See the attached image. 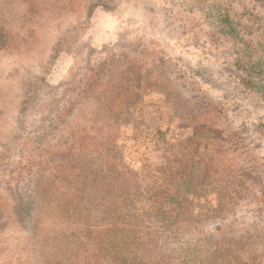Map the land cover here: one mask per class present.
<instances>
[{"label": "rangeland", "instance_id": "374dc122", "mask_svg": "<svg viewBox=\"0 0 264 264\" xmlns=\"http://www.w3.org/2000/svg\"><path fill=\"white\" fill-rule=\"evenodd\" d=\"M99 62L97 92L64 105L72 110L55 132L32 140L44 109L64 104L67 88L79 93L83 68ZM194 124L215 133L202 151L215 158L211 167L226 169L227 188L220 208L211 189L221 187L212 184L218 175L189 198L195 214L204 206L201 225L178 233L163 256L183 264L184 240L212 233L206 264H250L254 255L264 264V0H0V264L80 262L64 240L89 225L65 218L66 192L88 166L146 171L165 158L184 162L199 143L189 139ZM23 145L36 171L58 184L20 223L10 185L26 162ZM253 208L262 214L256 222ZM112 242L102 243L107 255ZM145 254L153 264L156 253Z\"/></svg>", "mask_w": 264, "mask_h": 264}, {"label": "trees", "instance_id": "16d2710c", "mask_svg": "<svg viewBox=\"0 0 264 264\" xmlns=\"http://www.w3.org/2000/svg\"><path fill=\"white\" fill-rule=\"evenodd\" d=\"M224 20L229 23L228 18ZM115 55L107 57V62L111 58L116 59ZM104 64L106 62H99L95 67L83 68V85L79 93L74 95L72 89L67 88L64 104L56 106L58 101L51 102L56 106L54 110L48 106L49 103L46 104V107L48 106L44 109L46 115L38 116V122L33 131L36 136L32 140L37 139L40 135V138L43 139V136L55 132L59 123H62L61 120L72 110L70 107V111H67V107H63L64 105L68 103L74 105L75 100H78V103L85 99L88 100L93 95L90 93L91 91L97 92L98 85L102 81V75L98 69ZM32 107L33 116H35L36 109L34 106ZM203 129H207L203 124L192 126V135L189 139L197 138L199 143L194 149L193 147L186 149V153L183 154L184 157L187 155L184 162H179L175 158H165V162L157 163L146 171L129 170L128 166L126 168L124 164L112 161L102 164L101 170L103 171L99 172L91 170V167L88 166L82 176L83 181L77 182L78 189L71 190V193L66 192L69 194L66 196L68 200L61 207V211L66 215L65 218L85 219L86 224L89 225L86 230L78 229L73 234L72 241H69L68 238L64 240L70 254L76 255L75 258L81 260L69 264H144L142 257L146 255L145 252L156 253L153 264H166L171 260V255L166 256L167 259L164 258V247L170 245L178 233L192 234L196 228L195 225H201L199 224L201 220L198 217L202 210L204 211V206L199 205L200 211L195 214L193 203L189 198L191 196L198 197L202 188L210 184L209 178L218 175L217 182L212 184L221 187H212L211 189H214L217 194L219 205L217 208H220L222 198H224L222 189L227 188L222 180L224 177L229 179V176L225 172L226 169L221 168V162H215L211 167L210 163L215 158H209V162L205 159L207 152L204 153L202 148L207 145L201 143L206 141L208 132L204 131L202 134ZM215 138L214 133V136H209L208 140L212 141ZM105 146L109 151L114 147L111 143H107ZM169 148L173 149L175 145L170 144ZM22 149L21 156L26 162L20 163L18 177L14 179L15 183L10 185L13 190L16 217L20 223H23L22 214L30 216L32 212L30 205L37 207L39 200L42 199L43 202L50 189L58 184L57 176L44 177L43 174H39L36 171L35 162L27 153L26 145H23ZM119 165L122 166L123 173L126 171L129 176L125 173L122 176L120 169H117L116 173V168ZM102 173L103 177H101ZM63 180L65 183H70L67 179ZM6 185L9 186L8 183ZM117 200L121 206L115 204ZM92 211H95L96 214L84 213ZM251 213L250 216L254 222L260 220L262 214L261 212L257 213V208H253ZM215 218L220 219L217 215ZM252 224L254 223L252 222ZM214 231L220 233V227H216ZM109 238L113 239L112 247L109 245L110 251L114 249L111 255L105 253L108 243L102 244ZM194 239H196L195 244L193 242V244H189L192 238L184 240L187 246L183 247L182 263L206 264L209 254L213 251L212 248L216 246L215 237L211 233L210 236L206 235L202 238L198 236ZM59 243L61 244V241L57 240L56 244ZM56 244L52 247H56ZM253 257L250 264H255L258 255ZM173 259L177 264H181L179 257ZM82 260L84 261L82 262Z\"/></svg>", "mask_w": 264, "mask_h": 264}]
</instances>
